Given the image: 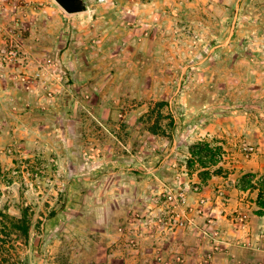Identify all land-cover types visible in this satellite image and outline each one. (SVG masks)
I'll return each mask as SVG.
<instances>
[{
	"label": "rangeland",
	"instance_id": "obj_1",
	"mask_svg": "<svg viewBox=\"0 0 264 264\" xmlns=\"http://www.w3.org/2000/svg\"><path fill=\"white\" fill-rule=\"evenodd\" d=\"M89 1L0 0V209L31 222L5 264L82 263L70 223L121 201L120 179L149 184V210L187 189L196 221L165 261L219 264L225 215L264 264V0Z\"/></svg>",
	"mask_w": 264,
	"mask_h": 264
},
{
	"label": "crops",
	"instance_id": "obj_2",
	"mask_svg": "<svg viewBox=\"0 0 264 264\" xmlns=\"http://www.w3.org/2000/svg\"><path fill=\"white\" fill-rule=\"evenodd\" d=\"M5 136L6 134L0 132V142H2ZM120 180V182L115 181L114 189L124 191V194H122L124 198L121 201L118 200L115 202L116 204L112 203L108 205L104 199L98 200L97 206L100 207V214L102 213V215L96 216L93 219L79 216L77 217L78 220L75 221L74 219V221L70 223L71 228L68 230L70 237H72L73 229H76L79 235H83L85 238V247L81 251L83 260H80L82 263L79 264H159L154 260L155 251L156 249H160L165 254L166 252L164 249L166 245L169 246L167 249H170L173 256L180 253L177 248L180 250L181 243H188L189 240H187L188 236L186 235H191V232L186 231L190 228H185L186 231L184 229V233H181L180 230L163 235L148 236L145 230L139 227L137 221L133 218L131 223L132 227L129 228V226H127L124 228L125 232H120L121 226L128 224V217L126 216L127 211L124 212V209L129 210L130 208L136 209L139 207L142 208L144 212V210L149 207L150 201L149 196H147L149 184L144 182L134 184L129 181ZM103 185L104 184L98 185L97 187H100L102 190H107L110 186V184ZM126 195H130V197L125 199ZM125 218H127L126 221H124ZM212 222L222 226L224 230L223 235L227 240H230L229 244H231L229 246V251H227L228 254L219 256V264H238V262H236L237 260H233L232 255L234 253H237L236 255L239 257L240 264H260L257 255L251 251V247L238 248L232 246V240H234L239 233L230 230L225 232V215L218 217V220L212 219ZM253 235L254 237L256 236L254 230L253 232H241L239 238L243 239L241 240L243 244L250 243L251 245V240L253 244L255 243ZM134 236H137L136 246L129 243V239ZM90 239L94 240L93 247H91Z\"/></svg>",
	"mask_w": 264,
	"mask_h": 264
},
{
	"label": "built area",
	"instance_id": "obj_3",
	"mask_svg": "<svg viewBox=\"0 0 264 264\" xmlns=\"http://www.w3.org/2000/svg\"><path fill=\"white\" fill-rule=\"evenodd\" d=\"M100 2L104 0H99ZM151 210H146V213L141 218L137 219V225L145 230L149 235H163L180 231L187 227H192L195 224V219L191 215L192 206L186 188H182L179 192H174L172 188H167L165 192L155 197ZM200 205L207 203L205 198H200ZM211 221V220H210ZM205 235L209 234V230L205 231ZM214 241H219L213 234L209 236ZM137 236L131 238L130 243L137 245ZM215 250L219 249L215 245ZM156 259L159 264H182L183 260L180 255L173 258L172 261H165V257L160 249L155 251Z\"/></svg>",
	"mask_w": 264,
	"mask_h": 264
},
{
	"label": "trees",
	"instance_id": "obj_4",
	"mask_svg": "<svg viewBox=\"0 0 264 264\" xmlns=\"http://www.w3.org/2000/svg\"><path fill=\"white\" fill-rule=\"evenodd\" d=\"M158 106L165 105V102L157 103ZM162 117V115H161ZM1 199V190H0ZM31 229V222L28 216L17 218L12 216L7 209H0V261L1 264L8 263L12 257V250L7 248L8 238L15 234L17 239L25 244L29 240V234ZM6 238V239H5Z\"/></svg>",
	"mask_w": 264,
	"mask_h": 264
},
{
	"label": "water",
	"instance_id": "obj_5",
	"mask_svg": "<svg viewBox=\"0 0 264 264\" xmlns=\"http://www.w3.org/2000/svg\"><path fill=\"white\" fill-rule=\"evenodd\" d=\"M68 14L86 12L90 9L89 0H55Z\"/></svg>",
	"mask_w": 264,
	"mask_h": 264
}]
</instances>
